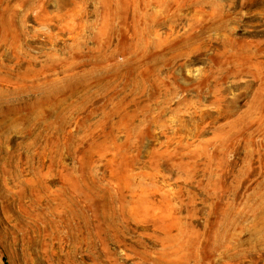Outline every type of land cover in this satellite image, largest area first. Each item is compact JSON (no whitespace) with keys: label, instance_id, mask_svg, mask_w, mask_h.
I'll list each match as a JSON object with an SVG mask.
<instances>
[{"label":"rangeland","instance_id":"374dc122","mask_svg":"<svg viewBox=\"0 0 264 264\" xmlns=\"http://www.w3.org/2000/svg\"><path fill=\"white\" fill-rule=\"evenodd\" d=\"M0 264H264V0H0Z\"/></svg>","mask_w":264,"mask_h":264}]
</instances>
